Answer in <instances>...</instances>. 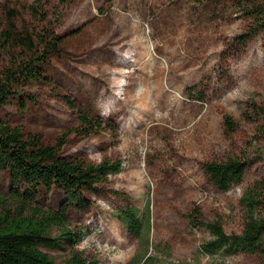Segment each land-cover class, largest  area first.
<instances>
[{
	"label": "rangeland",
	"instance_id": "obj_1",
	"mask_svg": "<svg viewBox=\"0 0 264 264\" xmlns=\"http://www.w3.org/2000/svg\"><path fill=\"white\" fill-rule=\"evenodd\" d=\"M263 9L264 0H0L2 30L13 20L19 33L34 37L35 54L59 37L42 67L48 79L22 85L23 95L0 106V118L54 144L81 127L70 96L105 124L91 136L71 132L62 153L123 165L87 195L89 207L72 213L83 241L73 250L42 248L57 264L73 251L99 264H130L145 254L146 264H259L252 254H204L211 234L192 228L188 214L198 206L204 219L240 233L242 194L264 177V114L253 108H264V32L241 37ZM28 56L22 46L0 43V74ZM225 116L239 124L235 131L227 133ZM229 158L249 166L242 183L222 190L204 165ZM10 190L5 173L0 191ZM64 199L54 189L39 203L58 209ZM148 203L146 246L116 214L129 204L144 212Z\"/></svg>",
	"mask_w": 264,
	"mask_h": 264
},
{
	"label": "trees",
	"instance_id": "obj_2",
	"mask_svg": "<svg viewBox=\"0 0 264 264\" xmlns=\"http://www.w3.org/2000/svg\"><path fill=\"white\" fill-rule=\"evenodd\" d=\"M12 16V14H11ZM251 32L241 36L245 41L264 32V9L259 10ZM59 37L47 42L41 54L34 37L27 31L19 33L13 20L8 21V29L2 30L0 20V43L4 47L19 45L29 51L30 56L14 62L0 74V106L12 97L23 95L21 86L30 82L48 79L42 67L48 57L57 51ZM26 97H30L27 96ZM66 102L79 113L81 127L73 131L91 136L104 130L105 122L93 111L87 112L77 105L70 96ZM257 116L264 114V108L253 103ZM112 111V110H111ZM254 114H246L254 120ZM231 116H225L227 133L238 128ZM264 130V127H263ZM73 131H67L54 144L44 143L40 134L24 135L21 129L13 127L0 118V180L9 174L11 190L9 194L0 191V264H57L55 259L42 248L65 250L75 249L84 239L82 230L72 228L71 215L84 211L90 205L88 194H95L109 176L123 170L120 159L105 158L99 163L85 157L68 158L63 153L66 138ZM249 162L239 158L225 161H210L204 165L209 179L220 189L227 190L243 182ZM61 190L65 199L58 209L44 208L39 198ZM118 194V192H116ZM243 208V229L240 233H227L221 221L206 220L201 209L196 206L188 214L192 228L204 227L211 238L201 244V251L214 258L237 254L257 255L259 264H264V177L254 181L244 190L240 199ZM141 212L129 204L120 209L116 216L129 233L140 242L149 245L150 203ZM151 259L145 254L130 264H146ZM64 264H99L88 260L81 252L73 251ZM212 264H225L212 262Z\"/></svg>",
	"mask_w": 264,
	"mask_h": 264
}]
</instances>
